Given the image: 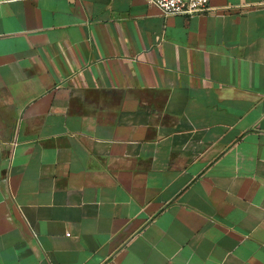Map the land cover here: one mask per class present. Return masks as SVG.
I'll return each instance as SVG.
<instances>
[{"label":"crops","instance_id":"0c3cea01","mask_svg":"<svg viewBox=\"0 0 264 264\" xmlns=\"http://www.w3.org/2000/svg\"><path fill=\"white\" fill-rule=\"evenodd\" d=\"M0 0V264H264V0Z\"/></svg>","mask_w":264,"mask_h":264},{"label":"built area","instance_id":"2783aa9c","mask_svg":"<svg viewBox=\"0 0 264 264\" xmlns=\"http://www.w3.org/2000/svg\"><path fill=\"white\" fill-rule=\"evenodd\" d=\"M150 5L157 6L165 14L195 15L204 13L212 6L211 0H144Z\"/></svg>","mask_w":264,"mask_h":264}]
</instances>
